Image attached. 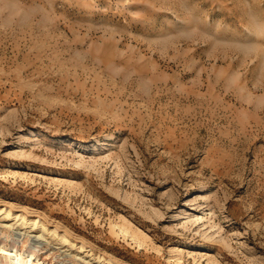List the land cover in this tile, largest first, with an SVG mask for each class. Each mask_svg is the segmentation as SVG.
<instances>
[{"label": "rangeland", "instance_id": "1", "mask_svg": "<svg viewBox=\"0 0 264 264\" xmlns=\"http://www.w3.org/2000/svg\"><path fill=\"white\" fill-rule=\"evenodd\" d=\"M0 207L38 264H264V0H0Z\"/></svg>", "mask_w": 264, "mask_h": 264}, {"label": "bare ground", "instance_id": "2", "mask_svg": "<svg viewBox=\"0 0 264 264\" xmlns=\"http://www.w3.org/2000/svg\"><path fill=\"white\" fill-rule=\"evenodd\" d=\"M77 162L78 163H85V160L82 157ZM192 216L196 217V218L195 219L190 218ZM188 218L189 219L184 223L185 226H187V224H189L190 222L195 223L197 221L203 220L204 216L200 215L198 213H195L194 215H189ZM0 222L4 223L5 226H9L13 230L17 229L16 233L18 235H21L23 233L28 234V236L30 237V240L32 242L31 243L32 247H33V249L29 252L28 259H25L26 256L24 257V255L22 253H15L13 249L7 250L6 253L4 254L5 261L2 258V256H0V264H38V263L34 262L33 256L36 254V252H38L36 250L38 247L41 246L40 244H42V243H44L50 239L49 235L51 237H54V239H56V237H57V239L60 241V244L61 243L63 244L61 247L67 246V244L70 242L69 238L67 237V234L59 233L58 232L59 229L57 227L48 228L46 223L41 218H39L38 216L30 217L27 214L20 213V212H12V209H8V208H6V210H4L3 207H0ZM202 224H205V222L203 221ZM202 224L198 223L197 226L202 225ZM211 226L212 227L216 226V224L212 223ZM111 227H112V231L115 234H117L119 236L122 235L125 238L131 237L134 240V242L139 245L140 248H142L144 246V244L147 242V234H145L140 229L133 227L129 221H127L125 223H121V224H112ZM27 228H29V230H27ZM203 232H205V231H203ZM211 234H209V237L213 238V235H211ZM219 235H220V237H219L220 241L225 243V245H227L228 247H233V245L231 244V242L229 241L227 236L224 235V233L219 234ZM216 243H217V241H216ZM14 247H16V245H14ZM81 247L84 248L85 244L83 243L80 246V248ZM66 250L70 251L71 248L65 249V251ZM176 250L179 252L178 258H179V260H181L183 257L184 248L177 246ZM72 252H73V248H72V251H70V253H72ZM83 252H84L83 249H81V250L80 249H74L75 255L76 256L79 255V257L84 260L89 255H83L82 254ZM89 252H90V250H89ZM222 253L225 254V252H222ZM99 257H101V256H99ZM35 258H36V256H35ZM88 260L91 261V259H88ZM218 262L219 261L217 259H215V260L213 259V264H224L222 260L220 263H218ZM91 264H110V263L103 261V260H94V261H91Z\"/></svg>", "mask_w": 264, "mask_h": 264}]
</instances>
